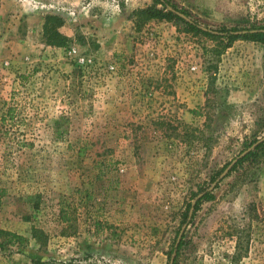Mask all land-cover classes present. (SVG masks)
Returning <instances> with one entry per match:
<instances>
[{"label": "rangeland", "instance_id": "obj_1", "mask_svg": "<svg viewBox=\"0 0 264 264\" xmlns=\"http://www.w3.org/2000/svg\"><path fill=\"white\" fill-rule=\"evenodd\" d=\"M52 1L14 0L34 18L14 30L0 12V254L170 264L186 225L176 264H264V150L218 181L264 137V44L140 14L156 0ZM170 2L207 30L264 26V0Z\"/></svg>", "mask_w": 264, "mask_h": 264}, {"label": "trees", "instance_id": "obj_2", "mask_svg": "<svg viewBox=\"0 0 264 264\" xmlns=\"http://www.w3.org/2000/svg\"><path fill=\"white\" fill-rule=\"evenodd\" d=\"M157 4H160L163 6V10L160 9H155V8H148L146 10H142L140 11L141 15L146 16L147 19H153V18H157V19H167V20H175V21H179L181 23H184L190 31L196 33V34H201L203 36L206 37H210L214 40H221V39H227V46L229 47L235 40L239 39V38H244V39H248V40H252V41H257V42H261L264 44V26L262 27H254L251 28L250 30H246L245 33L239 32L237 29H225V28H221L219 30H203L202 27L199 26V24H197V22H187L184 19H182L181 17H179L177 14H175L172 11L169 12H165V10L168 9H173L176 12H180L184 15H186L188 18L191 17L190 13L188 11L185 10H179L173 3L170 2V0H156ZM48 22H56L59 26L61 24L60 19L58 17L55 16H49L47 19ZM46 32H52L51 36H53L55 39L60 41V44L62 45V43L64 44L66 42V39L57 31H54V27L49 28L47 25L45 27ZM244 31V30H242ZM48 43L51 44L53 41L52 38L48 39ZM264 150V141L262 143H260L254 151L248 153L245 157H243L242 159H240L238 161V163L232 168L231 171H234L236 169V167L240 164H243L244 162L256 158L258 156V152ZM220 173L216 174V176H214L212 178V182H216V180L218 179ZM202 192V197L200 199L197 200L195 206H194V213L199 209V206L201 205L202 201H211L214 199V196L211 192H209L208 190H201ZM189 209H191V205H189ZM188 218H189V211L187 210V212L184 214V220L183 223L187 224L188 223ZM193 218V217H192ZM62 220L65 221H69V218L67 216H65V218H62ZM184 240H185V235L183 234L182 239L180 240V242H175V244L172 246L171 251L168 253V257L170 259V261L173 259L174 260V264H176L177 261V257L179 256L183 246H184Z\"/></svg>", "mask_w": 264, "mask_h": 264}, {"label": "crops", "instance_id": "obj_3", "mask_svg": "<svg viewBox=\"0 0 264 264\" xmlns=\"http://www.w3.org/2000/svg\"><path fill=\"white\" fill-rule=\"evenodd\" d=\"M38 1H42V0H38ZM55 1H60V2L67 1L68 3H70L72 5H77L78 3L81 4L83 2V0H53L52 2H55ZM13 4H15L14 0H0V12H1V14L2 13L5 14L4 17H3V23L6 24L7 27H12V30H14V29H16V26H14L13 23H16L17 25H19V24L26 25V24L30 23L31 21H33L34 18H32V17L24 19L22 15L18 16V14H16L15 16L11 15L10 17H7L6 13H8L10 11H13L12 10V5ZM20 6H21V4H20ZM86 9L87 8H85V10ZM13 13H18V12L17 11H13ZM93 14H90L91 19H94L92 17ZM5 37H6V35L4 36V39H5ZM25 42L26 41H24V43ZM0 264H52V263H48L47 262V258H45V259L39 258V259L36 260V259H34L32 257L27 256V255H19V254H16V255H5V254H0Z\"/></svg>", "mask_w": 264, "mask_h": 264}, {"label": "water", "instance_id": "obj_4", "mask_svg": "<svg viewBox=\"0 0 264 264\" xmlns=\"http://www.w3.org/2000/svg\"><path fill=\"white\" fill-rule=\"evenodd\" d=\"M169 11L174 12L175 14H177L179 17H181V18L184 19L185 21L191 23V20H190L186 15H184V14H182V13H180V12H176V11H174L173 9H169ZM202 29L205 30V31L207 30L206 28H202ZM243 33H245V32H243ZM263 141H264V137L261 138L260 140H258V141H257V142H256L251 148H249L248 150H246L245 152H243V153H242L239 157H237L235 160H233V161L230 163V165H229L227 168H225V170L222 172V174L220 175L218 181H220V180H222L223 178H225V177L229 174V172L232 170V168L238 163V161H239L240 159H242L243 157H245L248 153L252 152V151H253V150H254V149H255L260 143H262ZM216 185H217V183H214V184L209 188L208 191H209V192L212 191V190L215 188ZM202 195H203V194L198 195V197L196 198V200L193 201V203H192V208L190 209V212H189V218H188L189 221L191 220V218H192V216H193V213H194V206H195L197 200L200 199V198L202 197ZM185 228H186V225L182 228V230H181V232H180V234H179V236H178L177 242H180V240L182 239V236H183V234H184ZM173 262H174V260L172 259L171 262H170V264H173Z\"/></svg>", "mask_w": 264, "mask_h": 264}, {"label": "built area", "instance_id": "obj_5", "mask_svg": "<svg viewBox=\"0 0 264 264\" xmlns=\"http://www.w3.org/2000/svg\"><path fill=\"white\" fill-rule=\"evenodd\" d=\"M82 59H84V58H82ZM111 69L114 70L115 69V66H112Z\"/></svg>", "mask_w": 264, "mask_h": 264}]
</instances>
